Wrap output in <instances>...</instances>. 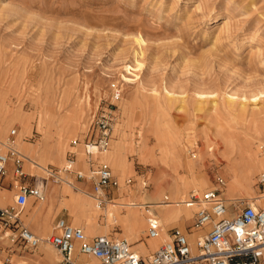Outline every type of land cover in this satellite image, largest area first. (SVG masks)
Returning <instances> with one entry per match:
<instances>
[{"label":"rangeland","instance_id":"obj_1","mask_svg":"<svg viewBox=\"0 0 264 264\" xmlns=\"http://www.w3.org/2000/svg\"><path fill=\"white\" fill-rule=\"evenodd\" d=\"M101 114L111 131L99 152L91 123ZM250 140L264 160V0H0V143L16 146L25 172L16 179L9 163L0 207L14 209L41 239L65 219L89 237L126 239L148 260L164 244H149L150 206L165 197L182 202L219 179L229 216L246 203L264 209V170L247 166L243 155ZM71 153L84 174L107 164L119 184L112 199L122 203L95 208L92 184L62 171ZM35 185L44 200L18 208L20 187ZM189 210L163 233H190ZM129 211L144 215L140 233H130ZM18 233L13 220L0 219V259L31 264L36 249L25 248Z\"/></svg>","mask_w":264,"mask_h":264},{"label":"built area","instance_id":"obj_2","mask_svg":"<svg viewBox=\"0 0 264 264\" xmlns=\"http://www.w3.org/2000/svg\"><path fill=\"white\" fill-rule=\"evenodd\" d=\"M115 101L121 100L122 92L116 84L111 85ZM91 125L98 129V137L93 146L100 151H106L110 141L111 123L106 114L94 117ZM16 131L12 132V136ZM76 144V141L74 142ZM98 152V153H99ZM87 154L93 155L87 146ZM264 154V151H263ZM12 162L13 174L16 179L25 176L23 170L24 158L15 146H9L6 153L0 152V182L7 172V165ZM76 159L71 153L67 165L63 168L66 176L74 175L76 181L90 182L93 185L92 198L99 209H105L112 202L113 190L119 188L118 181L107 164L94 166L88 174L75 170ZM51 176L56 181H66L60 172ZM260 185L264 188V174L260 177ZM224 181L219 179L217 186L204 192L193 190L184 202H174L165 197L164 204L180 206L193 210V228L209 231L202 239H197L200 258L207 264H262L264 258V209L254 203H246L237 208L234 216H229V209L222 195ZM44 189L21 186L16 195L18 208L24 209L30 198L43 200ZM15 218V219H13ZM14 209L0 207V219L13 220L19 229V241L27 249H37L42 243H48L57 250V264H91L77 261V253L93 257L97 264H178L193 261L192 247L188 234L179 228L170 231V241L161 245L148 260H144L132 249L126 239H114L109 236L89 237L83 228L73 226L65 219H59L53 226L52 234L42 241L31 230L16 219ZM147 237L156 239L162 232L159 217L149 215L147 218ZM0 264H15L10 257L0 259Z\"/></svg>","mask_w":264,"mask_h":264},{"label":"bare ground","instance_id":"obj_3","mask_svg":"<svg viewBox=\"0 0 264 264\" xmlns=\"http://www.w3.org/2000/svg\"><path fill=\"white\" fill-rule=\"evenodd\" d=\"M234 102L235 101H233L232 103H234ZM243 105H244V103H243ZM240 111H242V110H240ZM241 114H242V112H241ZM250 141H251L250 143H246V148H244L245 150L244 151L241 150L240 152L243 151V155H244V157H245V159L247 161V166H249V167H252V166H256L257 167L258 166V168H260L261 170H264V160H262V159L259 160V157L257 156V153H256V151L254 149V146L252 145V140H250ZM0 144L2 146H5L7 149L9 147V145H7L6 143H0ZM23 158H24V156H23ZM39 168L41 170H43V167L39 166ZM44 169L46 170V168H44ZM89 196H88V198L91 199L93 201V203H94V199L92 198L91 194H89ZM44 198H45V196H44ZM0 199H2V195L1 194H0ZM184 201L185 200H183L182 202H184ZM121 203H122V200L121 199L114 198V199H112V202L108 204V206L117 205V204H121ZM164 203L152 205V206H150V210L147 211L148 215H154L155 214L154 213V209H156V212L159 215V216L158 215L157 216L159 217L160 222H161V225L163 226V228L165 226H170L174 222L180 221L181 219L183 220V217H185V216L187 217V215L189 214V212H191L189 210V208H186L184 205L177 206L178 208H176L175 205H168V204H164ZM94 205H95V208H98L95 203H94ZM129 206H131V207H135V206L144 207V205H135V204H130ZM182 206L185 207L184 210L181 209ZM113 214H114V212L111 211V214L109 215V217L110 218L111 217L113 218V216H114ZM130 215H131L132 218H128V223H127L129 225L128 227L130 229V233H133L135 231L138 232V233H140L142 231V229L145 228L144 215L142 214V212L129 211V216ZM97 233H99V232H97ZM202 234H203V232L202 233H199L197 239H202V237H203ZM103 236H106V235H103ZM39 238L41 239V237H39ZM41 240L42 241H45V239L44 240L41 239ZM168 241H170V236L165 235L163 233V229H162V232L160 233L159 237L156 238V239H150L149 240V244H151L152 246H155L156 248H158L160 244L166 243ZM42 245H43V243H42ZM48 245H49L48 243H44V245L42 247H48ZM145 251H147V246L140 244V254H143ZM192 256H193V258H192L193 260H196V259H199L200 258V251L198 250V247H197V240L194 242V247L192 248ZM83 259H86V261H88V262H92V260L94 258L93 257H89V256H83Z\"/></svg>","mask_w":264,"mask_h":264},{"label":"crops","instance_id":"obj_4","mask_svg":"<svg viewBox=\"0 0 264 264\" xmlns=\"http://www.w3.org/2000/svg\"><path fill=\"white\" fill-rule=\"evenodd\" d=\"M92 187H93V185H92ZM12 195H13V192H12ZM0 202H2V201H0ZM208 231H209V228L204 229V230H198V229H194L193 228L190 233L188 232V236H189L188 239L190 241L191 247H192V243L191 242H193V241L195 242L197 240L199 232H203L202 235H204ZM95 234H96L95 236H99L100 235L99 233H95ZM41 245L36 249V251H35V253L33 255H31V256L28 257V260L30 261V263L31 264H57L58 263L57 258H55V257H53V255L49 254V249H48L49 247H43V249L46 250L47 253H46V257H42L41 258V256H44L45 255V253L43 255L41 254L43 252ZM151 249L154 250V249H156V247L153 246V248H151ZM47 256H49V257H47ZM76 257H77V261L80 262V263L88 262V261H86V259H83V256L82 255H80L78 253H77V256ZM93 260H95V259H93ZM262 264H264V258H263Z\"/></svg>","mask_w":264,"mask_h":264}]
</instances>
